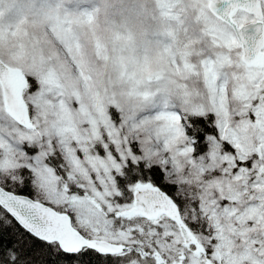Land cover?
<instances>
[{
	"label": "snow or ice",
	"instance_id": "6c2138e0",
	"mask_svg": "<svg viewBox=\"0 0 264 264\" xmlns=\"http://www.w3.org/2000/svg\"><path fill=\"white\" fill-rule=\"evenodd\" d=\"M208 5L140 109L0 64V264H264V0Z\"/></svg>",
	"mask_w": 264,
	"mask_h": 264
},
{
	"label": "clouds",
	"instance_id": "9594fccd",
	"mask_svg": "<svg viewBox=\"0 0 264 264\" xmlns=\"http://www.w3.org/2000/svg\"><path fill=\"white\" fill-rule=\"evenodd\" d=\"M16 2L24 22L0 42V56L26 78L125 110L161 93L178 97L195 82L185 65L210 47L208 0H89L72 10L66 0Z\"/></svg>",
	"mask_w": 264,
	"mask_h": 264
},
{
	"label": "rangeland",
	"instance_id": "374dc122",
	"mask_svg": "<svg viewBox=\"0 0 264 264\" xmlns=\"http://www.w3.org/2000/svg\"><path fill=\"white\" fill-rule=\"evenodd\" d=\"M89 4V0H66L65 7L68 10L79 9ZM92 16L89 14L86 22L91 23ZM23 17L17 6L16 0H0V42L6 40L9 36H15L21 31L23 25ZM67 27V26H66ZM153 39H163L167 42V37H160L157 34ZM74 47L79 46V42H74ZM6 63L17 67L15 64L8 62L4 57L0 56Z\"/></svg>",
	"mask_w": 264,
	"mask_h": 264
},
{
	"label": "water",
	"instance_id": "95a60500",
	"mask_svg": "<svg viewBox=\"0 0 264 264\" xmlns=\"http://www.w3.org/2000/svg\"><path fill=\"white\" fill-rule=\"evenodd\" d=\"M0 64H3L7 69H9L10 70V74H12V75H15L17 73L21 74V72L17 68L9 67L1 59H0Z\"/></svg>",
	"mask_w": 264,
	"mask_h": 264
}]
</instances>
